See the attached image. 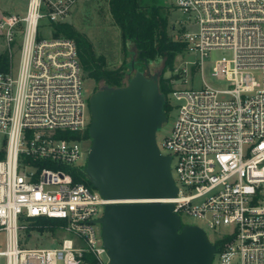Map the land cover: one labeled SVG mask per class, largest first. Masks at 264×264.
Listing matches in <instances>:
<instances>
[{
  "label": "built area",
  "instance_id": "1",
  "mask_svg": "<svg viewBox=\"0 0 264 264\" xmlns=\"http://www.w3.org/2000/svg\"><path fill=\"white\" fill-rule=\"evenodd\" d=\"M79 1L90 0H28L23 13L0 17L10 57L8 70H0L5 264H81L86 250L109 264L96 220L107 203L133 201L109 200L75 179L76 172L88 177L89 96L76 41L55 35L52 24L67 21ZM174 6L182 15L180 39L199 55L194 72L203 78V58L213 49L227 54L211 67L218 83L173 84L166 97L177 111L164 145L178 186L166 201L183 224L191 216L217 231L216 264H264V0H175ZM40 216L63 219L72 236L57 246H26V221Z\"/></svg>",
  "mask_w": 264,
  "mask_h": 264
},
{
  "label": "water",
  "instance_id": "2",
  "mask_svg": "<svg viewBox=\"0 0 264 264\" xmlns=\"http://www.w3.org/2000/svg\"><path fill=\"white\" fill-rule=\"evenodd\" d=\"M135 69L127 84L89 96L91 146L85 172L110 202L96 221L109 264H212L216 245L197 224H183L166 201L176 196L171 156L157 143L167 121L159 74Z\"/></svg>",
  "mask_w": 264,
  "mask_h": 264
},
{
  "label": "rangeland",
  "instance_id": "3",
  "mask_svg": "<svg viewBox=\"0 0 264 264\" xmlns=\"http://www.w3.org/2000/svg\"><path fill=\"white\" fill-rule=\"evenodd\" d=\"M141 3L146 7L150 5L161 6L167 18V35L175 40L180 39L183 35L184 27H182L181 24L182 15L174 6L175 0H141ZM26 4L27 0H0V17L3 12L23 13L26 9ZM67 21L73 25L74 29L80 34V37L90 44L96 56L105 57V68L114 69L123 64L129 67V64L132 62H135V69L142 68L140 64L136 63L138 51L134 42L128 41L126 44L124 43L121 29L110 12L108 0L79 1L73 7ZM5 52H7L6 42L4 37L0 34V54H4ZM226 54L224 50L213 49L209 52V55L203 58L205 69L203 78L200 73L194 72L196 66L192 64V62L199 59V55L195 52H188L187 50L177 53L173 69L167 68L164 71L163 62L158 61L149 65V71L151 73H158L159 76L163 74L166 77L178 75L180 79H174V85L198 88L203 86L204 81L210 84L218 83L210 74L211 67L216 59ZM18 59L19 51L15 50L12 58L15 65L18 63ZM135 69H128L129 73L124 79V84H127L130 75L134 73ZM145 70L148 71L147 67H145ZM104 87H108L104 81L96 82L88 75H84L83 89L87 96H90L95 90ZM176 114V109L170 111L167 115V121L163 124L162 128L157 131V143L161 151L166 154L168 153V149L164 145V142L171 133ZM183 220L187 224H198L204 227L210 240L214 241L217 231L207 227L200 219L184 216ZM30 221V219L26 221L27 226L22 232L23 242L26 246H57L64 237L72 236L66 226L58 227L55 231H41L38 229L28 231ZM4 247V234L0 233V249H4ZM103 259L105 261L108 260L106 253L103 254ZM0 264H5L4 257L0 258ZM58 264H63V262L59 261ZM213 264H216V262H213Z\"/></svg>",
  "mask_w": 264,
  "mask_h": 264
},
{
  "label": "trees",
  "instance_id": "4",
  "mask_svg": "<svg viewBox=\"0 0 264 264\" xmlns=\"http://www.w3.org/2000/svg\"><path fill=\"white\" fill-rule=\"evenodd\" d=\"M108 4L111 14L121 29L124 43L132 41L137 48L138 58L136 63L142 66L140 69H145L146 63L150 65L158 61L163 62L164 71L167 68L173 69L177 53L186 50L187 44L181 39L175 40L167 35V18L162 11V7L159 5L146 7L142 5L141 0H108ZM52 26L54 27L55 35H63L76 41L79 58L86 75L93 78L96 82L104 81L108 87L125 85L124 79L129 73L128 69H131L132 63L129 64V67L123 64L114 69H107L105 68V57L96 56L90 44L80 37V34L70 22L53 23ZM9 63L10 57L8 53L0 54V70H8ZM176 78H178V75L166 77L161 74L159 76V88L165 97L172 90L173 81ZM164 109L167 115L171 111V106L167 99ZM85 134L90 137L89 129ZM75 179L84 181L94 187L89 178L82 173L76 172ZM30 220L28 231L32 229L55 231L58 227L65 226V221L58 217L40 216L30 218ZM214 244L216 247L219 246L218 241H215ZM81 264L102 263L96 254L86 250L83 253Z\"/></svg>",
  "mask_w": 264,
  "mask_h": 264
},
{
  "label": "crops",
  "instance_id": "5",
  "mask_svg": "<svg viewBox=\"0 0 264 264\" xmlns=\"http://www.w3.org/2000/svg\"><path fill=\"white\" fill-rule=\"evenodd\" d=\"M27 2H28V0H27ZM26 5H27V4H26ZM4 13H7V12H3V14H4ZM19 13H20V12H19Z\"/></svg>",
  "mask_w": 264,
  "mask_h": 264
}]
</instances>
